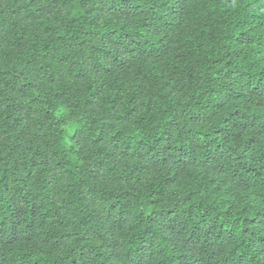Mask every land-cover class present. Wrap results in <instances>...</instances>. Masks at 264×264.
I'll list each match as a JSON object with an SVG mask.
<instances>
[{"label": "trees", "instance_id": "obj_1", "mask_svg": "<svg viewBox=\"0 0 264 264\" xmlns=\"http://www.w3.org/2000/svg\"><path fill=\"white\" fill-rule=\"evenodd\" d=\"M0 264H264V0H0Z\"/></svg>", "mask_w": 264, "mask_h": 264}]
</instances>
